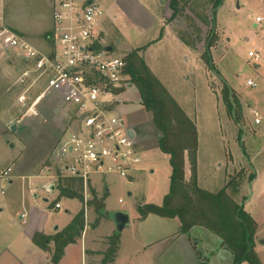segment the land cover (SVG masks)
Segmentation results:
<instances>
[{
    "label": "rangeland",
    "instance_id": "obj_1",
    "mask_svg": "<svg viewBox=\"0 0 264 264\" xmlns=\"http://www.w3.org/2000/svg\"><path fill=\"white\" fill-rule=\"evenodd\" d=\"M143 1L93 0L102 9L103 17H117L112 21L122 34L117 36L104 21L98 29L97 44L110 46L112 52L108 56L124 61L135 48L146 47L143 57L154 75L195 124L197 186L217 193L229 178L234 181L239 178L235 200L240 203L246 198L244 210L257 224L254 250L264 264V58L260 49L264 29L255 22L257 17L264 19V0L221 1L213 24L217 39L210 48L213 68L207 67L201 58L209 32V26L203 22L198 27L201 55L188 47L177 45V48L167 34L161 41L148 44L159 38L161 25L156 11L158 19L154 12L146 13L141 8ZM49 3V0H5L8 25L39 50H44L45 44L48 48L53 41ZM132 14L142 15L146 28L137 26L138 21L130 18ZM186 25L196 24L187 19ZM249 52L257 54L258 60L250 58ZM247 81L254 85L247 86ZM14 82V67L0 61V169L12 170L11 185L0 179V230L5 242L15 244L21 233H34L42 228L53 231L52 235L60 233L83 209L85 226L72 246L82 248L81 264H103L108 239L115 230L107 218L89 205L93 190L95 198L103 200L102 212L123 211L129 215L130 225L118 234V249L112 264H232V255L222 247L221 239L202 227L192 228L178 240L181 235L177 236L180 225L177 220L155 215L139 220L138 206L162 204L169 190L171 168L167 156L158 149V133L140 105L136 88L126 90L118 110L126 124L134 123L141 134L134 147L140 162L128 178L114 174L93 176L88 188H74L83 195L82 203L79 199L59 197L60 192L51 195L49 189L40 188L43 182L40 177L49 175L46 167H51L50 172L55 169L52 152L67 124L63 103L57 96L47 94L40 101L36 115L23 117L14 105ZM225 85L240 101L233 116L222 101ZM253 112L260 116L259 125L254 122ZM14 125L16 131L12 132ZM184 173L188 179L187 157ZM249 175L255 178L250 181ZM51 180L56 184L55 178L44 179V183ZM42 197L48 199L47 204ZM56 202L61 203V208L50 209ZM52 246L49 251L42 249L50 261Z\"/></svg>",
    "mask_w": 264,
    "mask_h": 264
},
{
    "label": "built area",
    "instance_id": "obj_2",
    "mask_svg": "<svg viewBox=\"0 0 264 264\" xmlns=\"http://www.w3.org/2000/svg\"><path fill=\"white\" fill-rule=\"evenodd\" d=\"M50 16L52 45L39 50L8 25L5 0H0V61L14 67V105L23 117L36 115L47 94H57L64 105L67 124L52 152L55 169L50 172L47 166L45 177L76 179L85 188L93 176L128 178L140 160L123 119L113 114V104L129 77L123 59L96 47L103 11L91 0H50ZM255 22L264 29L263 18ZM248 56L258 60L253 52ZM11 171L0 169V179L10 183Z\"/></svg>",
    "mask_w": 264,
    "mask_h": 264
},
{
    "label": "trees",
    "instance_id": "obj_3",
    "mask_svg": "<svg viewBox=\"0 0 264 264\" xmlns=\"http://www.w3.org/2000/svg\"><path fill=\"white\" fill-rule=\"evenodd\" d=\"M223 0H170L169 10L171 16L168 22L176 19H194L187 15L190 11L194 17L204 25L209 26L206 36L204 51L201 55L207 67H212L210 48L216 42L214 32V18L216 11ZM209 11V15L208 12ZM203 16V17H202ZM208 16L209 18H206ZM186 25L176 31L178 38L187 47L195 48L200 43L198 26ZM190 27V28H188ZM97 48H100L96 44ZM143 48L129 53L126 61L125 73L138 91L140 103L144 111L149 113L151 121L159 133L158 149L168 157L171 175L168 193L164 196L160 206L144 204L137 207L139 220L146 219L149 215H155L166 219H177L180 226L177 235H186L194 227H202L221 239L222 247L232 255V264H261L254 250V235L257 224L244 210L242 198L238 203L235 195L239 192V178L236 181L229 178L225 186L217 193H210L200 189L196 183V154L197 131L191 121L159 80L153 75L139 53ZM222 101L230 116L236 114L234 107L240 106L238 98L230 88L225 85L221 92ZM185 156L190 166V177L187 179L184 173ZM241 177V176H239ZM254 175H249L252 181ZM59 197L79 199L83 203V195L78 194L74 188H82L81 181L71 178H58ZM241 181V179H240ZM93 199L89 203L100 216H103V200L95 198V192L91 191ZM85 223L83 209L60 232L51 237L34 235L33 243L41 249H47V245L53 242L54 249L51 262L57 264L63 256L64 248L75 243L81 237ZM119 235L108 239V249L103 264H112L117 252Z\"/></svg>",
    "mask_w": 264,
    "mask_h": 264
},
{
    "label": "crops",
    "instance_id": "obj_4",
    "mask_svg": "<svg viewBox=\"0 0 264 264\" xmlns=\"http://www.w3.org/2000/svg\"><path fill=\"white\" fill-rule=\"evenodd\" d=\"M91 1H93V0H91ZM169 1L170 0H144L143 1V5L141 6V8L144 9L146 11V13L154 12L156 17H157V19H158V16L156 14V12H157L159 14V19L158 20H159V23L161 25L160 26V32H159V34H160L159 38L149 42L148 44L152 45L154 43H157L159 40L161 41L162 38L164 37V35L167 34L169 36V38H171V40L175 43L176 47H177V45L180 46V47H187L182 41H180V39L178 38V35L176 33V31H178V30H176V27H177V29H178V27L179 28H183L184 27V20L179 18V19L173 20L172 22H168V19L171 16V11L169 10V7H168ZM49 2H50V0H49ZM157 5L159 6V8H156ZM49 7H50V3H49ZM262 9H263V13H264V2L262 4ZM186 14L191 16L194 19V23L196 24V26L199 27V25H200L199 22L200 21L196 17H194L193 14L190 11H187ZM141 17H142V15H136V14L130 15V18L138 21V22L135 23L137 26H140L142 28H146V26H147L146 20L142 19ZM116 19H117V17H115V16H113L111 18V17H108V16L104 15V17H102V19H101L100 24H98V26H97V34H98V29L101 26L102 22L105 21L106 23H108V25L111 28H113L117 32V36L121 37V35H122L121 32H119V30H117L114 22L112 21V20H116ZM262 43L263 44L260 47V49H261L262 57L264 58V41ZM44 47H45V49L47 48L46 44L44 45ZM102 48H104V47H102ZM140 48H143V50L139 53V55L143 58L145 64L150 69V71L153 73L149 63L143 57V52L145 53V48L146 47L145 46L137 47V48H135V50L140 49ZM188 48H190V47H188ZM190 49H192V48H190ZM193 49L194 50H198V52L201 55V48L199 47V43L196 44V47L193 48ZM255 68H258V66H256ZM153 75H154V73H153ZM156 78L158 79V77H156ZM159 82L161 83L160 80H159ZM132 88H135V87L132 84H130V79H129L128 85L125 88H123L122 90H120L118 95H117V99L115 100V102L113 104V114L116 115V116L121 117L123 119V123H124L125 127H127L128 130H132L134 132V139H132V141L134 142V147H135V142H137V139L140 137L141 134H138L139 131L137 129V126L134 123H129L128 125L126 124V122L124 120V116L119 115L120 113H119V110H118L119 106L122 105L121 101H122V98H123L124 94L127 93L126 90H130ZM50 95L57 96L60 99V97L57 94H50ZM138 97H139V94H138ZM60 101H61V99H60ZM139 102H140V98H139ZM239 103H240V101H239ZM140 105H141V103H140ZM59 112H60V110H59ZM254 113L257 114V118H260V116H259V114L257 112H253V114ZM147 114L149 115V117H151L149 113H147ZM63 115H64V112H63ZM254 117H255V115H254ZM255 119H256V117H255ZM255 124L259 125L260 121H259V123H255ZM263 134L264 133H262V135ZM158 139H159V133L157 134V143H158ZM263 139H264V135H263ZM185 157H187V156H185ZM196 158H197V154H196ZM40 178L43 181L42 185L40 186V188H43L44 190L49 189V191H50L49 194H51V195L55 194L56 192H59V189L56 188V186H58V181L57 180H56V184H54V182H53L55 180H51V182L44 183V179H47L49 177L46 178L44 176V177H40ZM74 180H76V179H74ZM11 184H12V180L10 182V185ZM51 184H53V186H54L53 187L54 191H51V187H50ZM82 186H83V184H82ZM37 197H38L37 195H33L34 199H37ZM43 199H47V198L42 197V200ZM56 203H58L60 205V208H61V203H59V202H56ZM53 206H52V208H53ZM52 208H50V209H52ZM57 210H59V209H57ZM20 218L23 221V217L21 216ZM174 220H177V219H174ZM64 228H62V230ZM21 230H24V228H22ZM52 232H48L45 228H42L40 230L38 229L34 233H28V234L21 233L20 236L17 239H15V244H11V243L8 244L7 242L4 241V235H3V233L0 230V264H53L50 261V259L48 258L49 255L47 254V252H45L44 250H42L40 247H38L37 245H35L33 243L34 235L38 234V235H42V236H45V237H51V236L55 235V234L52 235ZM182 238H183V235L178 236V240L182 239ZM51 244H53V242H50L47 245V249H46L47 251L51 250V248H50ZM72 245L73 244L67 245L64 248V251H63L64 254H63L62 258L60 259V261L58 262V264H81V262H82V254H83L82 248L79 247V246L73 247ZM52 248H54V244H53ZM69 256L75 257V258H72V259H76V260L72 261V259Z\"/></svg>",
    "mask_w": 264,
    "mask_h": 264
},
{
    "label": "water",
    "instance_id": "obj_5",
    "mask_svg": "<svg viewBox=\"0 0 264 264\" xmlns=\"http://www.w3.org/2000/svg\"><path fill=\"white\" fill-rule=\"evenodd\" d=\"M103 51L107 53L112 52V48L110 46L104 47ZM11 131L15 132L16 131V126L11 127ZM127 136L132 140L134 139V132L132 130L127 131ZM51 191H54V186L51 184ZM44 203H47V199L42 200ZM103 216L107 218L114 226V230L116 234H120L124 229L129 227L130 225V219L129 215L127 212L123 211H103ZM57 229V228H56ZM55 229V230H56Z\"/></svg>",
    "mask_w": 264,
    "mask_h": 264
}]
</instances>
